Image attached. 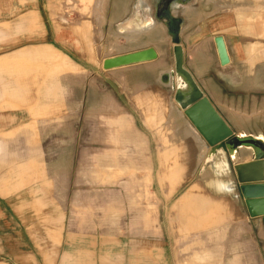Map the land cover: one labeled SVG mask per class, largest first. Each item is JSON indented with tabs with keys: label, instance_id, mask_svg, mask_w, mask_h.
Masks as SVG:
<instances>
[{
	"label": "rangeland",
	"instance_id": "obj_1",
	"mask_svg": "<svg viewBox=\"0 0 264 264\" xmlns=\"http://www.w3.org/2000/svg\"><path fill=\"white\" fill-rule=\"evenodd\" d=\"M164 1L2 0L15 13L0 19V251L23 245L45 264H80L90 263L85 246L106 245L102 264H229L213 215L198 206L206 197L211 206L213 179L228 172L213 171L218 154H206L195 170L198 156L185 153L190 142L170 103L183 111L178 92L188 96L193 87L179 75L175 49L181 46L182 68L226 119L236 115L264 135V0H171L161 18ZM141 7L154 9L181 43L157 34L159 44L141 50L128 41L120 28ZM217 37L230 65L220 63ZM148 50L155 59L142 55ZM172 69L173 84L165 85L161 76ZM166 191L176 195L159 210ZM244 217L237 209V221ZM241 232L236 264H245ZM70 241L77 250L66 257ZM149 241L168 257L150 262ZM138 244L141 259L128 257Z\"/></svg>",
	"mask_w": 264,
	"mask_h": 264
},
{
	"label": "crops",
	"instance_id": "obj_2",
	"mask_svg": "<svg viewBox=\"0 0 264 264\" xmlns=\"http://www.w3.org/2000/svg\"><path fill=\"white\" fill-rule=\"evenodd\" d=\"M104 3H105V0H104ZM104 3L100 6V8L103 9ZM8 6H9V4L2 2V0H0V19L4 20V22L6 20L8 21L12 17H14L15 11H13V8H11V6H9V8H8ZM7 8H8V10H7ZM153 11H155V10L152 9L151 7H148V8L141 7L139 10L135 9V13L133 14V16L130 17L126 21V23H124L123 26L120 28V31L124 32V34H122V33H120V34L124 35L128 41H136L137 42L136 48L139 47L141 49H144L147 47L157 46L159 44V43H157L158 41H157V38L155 37V35H157V34H160L161 37L163 36V39H161V40H165L166 39L165 36L169 37V34L167 33V30H166V26L163 23H161V22H159L153 18ZM98 19H100V22L98 24L99 31H100L102 29L104 22H105V18H104V16L98 15L97 21H98ZM114 20H113V22H114ZM157 24L159 25V27ZM129 27H131V28H129ZM155 31L156 32L158 31V33L154 34ZM143 35H147V37H148V39H146L147 41L149 40L147 42V44H145L144 41H142ZM116 38L118 39L119 35H117ZM130 47H132V46H130ZM133 47H135V46H133ZM114 48H116V47H114ZM119 50H121V49H119ZM122 51H123V53L127 52L128 51L127 47L122 48ZM165 74L166 73H163V75L161 76V81L165 85H168V83L164 79ZM27 89L29 92L30 91L33 92V90L35 89L34 84H30L27 82ZM208 98L210 99V97H208ZM210 101L212 102V104L215 107V109L217 110V112L221 115V117L227 123L229 128L236 135L252 136L256 139L262 140V142L264 144V139H263L264 135H261V134L258 135L255 133H251L250 130L248 129L249 128L248 124L243 125L242 123L237 122V116L236 115L233 116L232 114H230L231 115L230 119H226L224 117L223 113L220 111V109L215 105V103L211 99H210ZM247 111L248 110L246 109V111L244 113L245 116H250L249 112H247ZM174 112H176L177 113L176 116L182 120V123L184 125V131H185L184 133L187 137V140L190 142V143H188V148H186L185 153L190 154L192 156L194 155L195 157L198 156L197 161L195 163L196 164L195 170H197L199 164L203 161V158L205 157L206 154L208 155L207 160H211L209 158L210 148L208 151L204 149L202 140L195 134V132L189 126L188 118L184 115L185 118L188 120L187 121L180 114V110L175 106V104L171 102L170 103V113H174ZM170 113H168V114H170ZM236 113H237V111H235V114ZM170 115H173V114H170ZM168 120H170V118H168ZM167 123L169 124V122H167ZM245 123H248V121ZM188 149H190V151ZM162 154H164L165 156L170 155V153L168 152V149L163 151ZM217 154H218V160L215 161V170H213V171L214 172L218 171L219 175H221V173L228 172V177L223 176L224 178L220 179L219 178L220 176H219V177L213 179L214 189H212L209 192L210 193L211 206L208 204V202H209L208 198L209 197H206V200L205 199L201 200L202 202L199 201L200 204L198 206H201V210L203 212L206 211L209 216L213 215L212 219L210 218L211 219L210 224L215 226L214 231L217 232V234L215 235V240L218 239V241H217V243L219 242L218 247L220 246L219 249H222L221 250L222 252L220 251V253L221 254L224 253L221 255L222 258L228 259L229 264H236L237 263V255H238L237 245H238V237H239L238 236V227H239L240 231L243 232V230H244L245 235H248V239L245 241V249H244V253H243L245 264H258V261H260V264H264V262H263V258H264V254H263V250H264V215L260 216V217H256V218H252L249 215L244 202L241 201V199L239 197V191L237 189L238 188L237 186L239 184H238L237 174L235 171V165L239 164V163L250 162L253 159V153H252V151H250L246 155L242 156L240 159H238V157H234L233 160H235V162L232 161L231 157H229L228 155L222 154L220 151ZM162 161H163V159H162ZM209 177H210V174L205 173L204 175L199 177L200 180H198V181H200L204 185L205 182L208 181ZM197 189H198V186H196L195 190H197ZM157 194H158L157 191H154V195L157 196ZM159 194H160V199L162 200V202L163 201L165 202L164 204L163 203L161 204V202L159 203V205H158L159 210L167 209V206L169 205L168 202L172 199V197L174 195H176V193H174L172 195H168L167 191L161 192ZM203 205H204V207H203ZM198 206H196V207L194 206V208L200 209ZM237 209H239L241 211V213H243V215L245 216L244 221L243 220L237 221L238 220L237 219ZM216 228H219V229L217 230ZM204 243H205V241H204ZM258 244H261V250L262 251L258 249V247L260 246V245L258 246ZM148 245H149V250H148V254H149L148 257L149 258L148 259L150 260V262H151V260L159 258V257L160 258L168 257L166 252L164 255L163 254L160 255L157 252L156 245H153L151 243V241H149ZM76 246H77V242H72V241L68 242V251H69L68 255L66 254V252L64 253V254H66V257L69 256L74 249L77 250ZM136 246L137 247H133V251H134L133 253L134 254L128 255V257L132 256L134 259L139 260V259H141L140 247H139V244ZM23 247L24 246L22 245L21 250L19 252H16V253H12L11 251L10 252L0 251V264H45V259L40 257L38 253H31V254L27 253L26 251H24ZM104 247H105V249L101 248L100 250L97 248V246L94 248L91 247V250H90V246H85V250L87 252H89L88 255H90V260L87 262H90V263H86V261L84 260V263L80 262V264H97L96 261H98V263L100 262V264H102V260H100V259L103 258L104 254L106 253V250H107L106 245ZM136 248L138 249V251H136ZM212 248L213 247H211V248L206 247L204 249V251H207V249L212 250ZM225 248L227 250V254L224 252ZM122 251H124L126 253L125 248H123ZM137 252H138V254H137ZM218 252H219V250H218ZM203 255H204L203 257H205L206 252H203ZM70 257H71V255H70ZM180 257L181 258H185V257L189 258V257H193V256L192 255L190 256L188 254L187 255L182 254V255H180ZM198 258H201L200 255L198 256ZM138 264H141V263H138ZM151 264H155V262H152Z\"/></svg>",
	"mask_w": 264,
	"mask_h": 264
},
{
	"label": "water",
	"instance_id": "obj_3",
	"mask_svg": "<svg viewBox=\"0 0 264 264\" xmlns=\"http://www.w3.org/2000/svg\"><path fill=\"white\" fill-rule=\"evenodd\" d=\"M173 42L175 44H180L181 39L179 37H173ZM215 43L221 65H230L231 59L224 38H215ZM175 51L179 59L178 72L180 68L183 70V73L180 74L179 72V75L185 76L188 81L191 82L193 93L196 90L194 101L184 109L181 107L184 111V115L188 118L190 124L196 129L210 149L223 151L226 155L232 158L233 156L230 150V147L232 146L235 150L234 157H238V159L250 151H253V159L250 162L235 165L239 184L237 189L239 191V197L241 201L244 202L249 215L252 218L263 216L264 155L260 157L257 156L254 150H250V148H247L242 141L238 140V136L229 128L227 123L213 106L210 99L203 94L189 73L182 68L183 52L181 46L176 47ZM142 55L150 59H155L157 56L154 50L145 51ZM130 58L131 57H127L125 60H129ZM179 92L184 93L182 89H180ZM191 93L189 96L192 95ZM233 159L234 158H232V161L235 162Z\"/></svg>",
	"mask_w": 264,
	"mask_h": 264
},
{
	"label": "bare ground",
	"instance_id": "obj_4",
	"mask_svg": "<svg viewBox=\"0 0 264 264\" xmlns=\"http://www.w3.org/2000/svg\"><path fill=\"white\" fill-rule=\"evenodd\" d=\"M188 10L190 11L191 9H188ZM185 11H187V10H183L182 12L185 13ZM174 13L176 15V14L179 13V11L176 10ZM158 27H159V25H158ZM168 38H170V40L173 41V37L170 34H169V37ZM214 41H215V39H214ZM149 48H153V47H147V48H144V49H149ZM141 50H143V49H141ZM179 72H180V74H182L183 73V70L180 68L179 69ZM173 78H174V70L172 69L168 73L165 74V78L164 79L166 80V82L168 83V85L172 86V84H173L172 79ZM194 90H195V88H194ZM191 94H192L191 96H189V95L187 96V95H185V93H182V92H179L178 93V101H179V104L181 105V107L183 109L186 108L187 106H189L192 103V101H194L195 95H196V90H195L194 93L192 92ZM180 114L185 118L183 111L180 110ZM188 124L191 127V129L195 132V134L202 140L204 149L208 151L209 150V147L203 141V139L198 134V132L196 131V129L190 124L189 121H188ZM237 136H238V140L242 141V143L245 144V146H247V148H250V150H254L255 153L257 154V156L260 157V156H263L264 155V144H263L262 140L256 139V138H254L252 136H239V135H237ZM230 150H231V153H232V156H233L232 158H234V156H235V150L232 148V146L230 147ZM218 152L219 151H217V149H210V151H209V158L210 159H213ZM252 153H253V151H252Z\"/></svg>",
	"mask_w": 264,
	"mask_h": 264
},
{
	"label": "flooded vegetation",
	"instance_id": "obj_5",
	"mask_svg": "<svg viewBox=\"0 0 264 264\" xmlns=\"http://www.w3.org/2000/svg\"><path fill=\"white\" fill-rule=\"evenodd\" d=\"M170 1L171 0H165L164 2H161L160 4V13H159V16L162 18L164 16V14L166 13L167 9L169 8V5H170ZM190 8V7H189ZM175 11V10H174Z\"/></svg>",
	"mask_w": 264,
	"mask_h": 264
}]
</instances>
